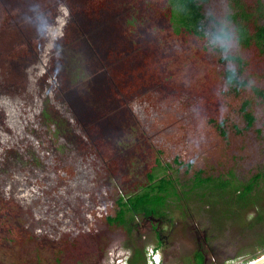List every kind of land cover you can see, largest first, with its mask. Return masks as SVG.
<instances>
[{"label": "trees", "instance_id": "obj_1", "mask_svg": "<svg viewBox=\"0 0 264 264\" xmlns=\"http://www.w3.org/2000/svg\"><path fill=\"white\" fill-rule=\"evenodd\" d=\"M59 1L64 5L63 15L66 18L70 16V20L89 38L92 25L110 24L112 30L115 29L108 36V41H105L109 49L96 47L89 39L95 51L99 55L100 51L102 52L100 58L107 68V73L102 75L107 77L106 83L110 81L109 89L105 86L98 92H102L109 101L116 96L119 107L132 112L135 109L149 113L154 111L152 108L160 111L164 105L159 102L168 101L172 105L176 104L190 120V123H179L177 131L169 138L173 151H169L163 144L159 145L157 155L153 156L154 162L145 173L147 183L142 185L141 190L128 197H120L109 210L96 207L85 217L88 234L93 233L96 237L95 245L99 246L100 243L97 234L100 224L110 231L121 230L128 240L125 247L131 250L128 264H148L145 248L138 246V241L132 239L140 220L153 217L171 223L174 217L170 209L181 208L183 205L180 202L194 199L203 204L202 207L208 208L212 222L211 228L204 230L202 234V240L209 248H201L195 254L196 264H203L206 255L212 257L214 241L224 240L227 234L234 235L235 232L237 240L232 244L233 255L237 254L238 257L249 254L246 262L264 256V0H230L229 7L234 11L243 35L241 54L237 58L239 72L235 76L226 73L224 62L210 54L213 64L208 66L206 75L203 73L205 81H200L201 89L197 90V76L192 77V91L176 85L179 76L183 74L184 66L178 62L176 68L177 62H168L167 59L171 60V56H164L162 45L152 46L145 58L131 57L134 51L129 49L128 44L137 38L134 34L136 27L133 25V22L137 23V19H134L130 12L131 9H141L143 12L149 11L152 16L151 12L158 13V4L166 2L169 11L170 7H173L174 14L179 18L181 27L178 32H181L182 36L191 37L201 46L202 11L209 0H153L154 5L147 4V0ZM41 9L36 8L37 12ZM61 21L65 19L58 14L48 23L51 37L55 36L50 39L52 48L58 47L57 43L60 41L57 40L59 28L56 29L52 25L59 26ZM109 43L113 45L111 48ZM200 46L196 53H193L194 61H201L197 64L200 66L196 67L199 71L206 63L204 52H208L206 47ZM15 54L16 52L14 58ZM38 56L44 57V53ZM24 58L30 59L31 56L24 55ZM118 65H121V68ZM41 66L39 67L42 70L39 72L43 76L38 73L41 78L34 79L49 85L50 100L56 102V98L61 97V94L65 96L70 90L67 84L71 83V78L60 75L58 71L56 73L44 58ZM113 67L119 70L115 71L116 77L109 75ZM46 72H49V75H46ZM26 73L33 79L31 72ZM78 76L81 77L80 70ZM3 85L0 84V172L7 160L18 151L22 150L24 153L31 144L35 147L41 145V141L32 136L35 132L32 123L36 119L29 112L33 107L32 102L19 95L16 98L10 96L3 91ZM210 89L215 92H210L209 95ZM174 90L177 91L173 93ZM97 99L100 100V97ZM209 104L221 105L216 113L206 114L207 108L210 109ZM39 107L42 105L39 104ZM88 134L91 137L97 135L91 128H88ZM208 139H216L224 145V150L220 145L217 147L221 152L219 157L213 154V164L206 163V157L197 158L203 148V142ZM253 141H259L262 145L260 155L256 158L258 164L253 170L243 172L241 164L246 165L247 160L254 158L247 155V148ZM105 144L107 143L101 139L94 140L81 156L85 161L82 166L88 168L86 164L92 165L93 163L87 162L88 157H92L101 161V175L109 173L118 176L119 167H115V170L110 165L111 162L118 161V154L113 148L105 150ZM210 156L212 155L207 158L210 159ZM162 157L167 159L165 165L161 162ZM244 160L246 161L243 162ZM202 162L205 167L198 165ZM114 164L119 166L120 162ZM237 166L241 168L236 169ZM174 167L185 168L190 177L182 181L179 177L168 174L167 170ZM79 172L71 165L64 166L62 161L56 175L50 180L31 178L26 169L11 172L8 180L0 183V225H3L6 216H23L22 212L26 210L30 220L40 224L32 234L40 238L62 241L61 249H77V252L82 253L77 245L72 246V236L76 235L74 231L80 228L77 217L82 212L78 191ZM91 183L93 184L92 181ZM34 200L39 201V206L32 211L26 209L25 207L29 206L27 204L33 203ZM15 202L26 205L18 206ZM68 202L74 205L67 207ZM75 210L79 211V215L75 214ZM242 215H247V220L243 219ZM234 226L239 228L238 231ZM10 231L12 235L18 233L15 229ZM16 235L21 242L23 237L20 233ZM39 243L53 246L46 241ZM226 251L229 255V250Z\"/></svg>", "mask_w": 264, "mask_h": 264}, {"label": "rangeland", "instance_id": "obj_2", "mask_svg": "<svg viewBox=\"0 0 264 264\" xmlns=\"http://www.w3.org/2000/svg\"><path fill=\"white\" fill-rule=\"evenodd\" d=\"M153 2V0H147V4L154 5ZM63 6L59 0H0V84H4L3 91L10 96L16 98L19 95L32 102L33 107L29 112L31 116L36 117L32 123L35 129L32 136H36V139L41 141L38 147L31 144L24 153L22 150L18 151L7 160L0 172V176H3L2 179L0 178V183L7 181L11 172L22 169H26L31 178L50 180L56 175L61 161L64 166L71 165L78 172L81 168L78 176V191L82 212L79 215V211L75 210V214L79 215L77 219L80 223L78 228H80L74 231L76 235L70 236L74 237L72 246L77 245L82 253L77 252V249H61L62 241L40 238L32 234L31 232L39 228L40 224L34 220L31 221L29 212L25 210L22 212L23 216H6L3 225H0L2 226L0 264H127L131 250L125 247L128 240L124 232L110 231L105 225L100 224L97 229L100 243L97 246L95 235L87 232L85 217L96 207L100 206L109 210L120 197H128L141 190L142 185L147 183L145 173L149 165L153 164V156L157 155L159 145L163 144L169 151H173L169 138L177 131L179 123H190V120L176 104L172 105L168 101L159 102L160 105H164L160 111L152 108L154 111L149 113L135 109L132 112L119 107L116 96L109 101L102 92H98L105 86L109 89L110 81L106 83L107 77L102 75L107 73V68L100 58L102 52L100 51L99 55L92 43L96 47L109 49L105 41H108V36L115 29L112 30L110 24L92 25L89 33L91 38H89L70 20V16L66 18L63 15L65 10ZM36 8L42 9L37 12ZM170 9L169 11L166 2H160L157 6L158 13L151 12L152 16L149 15V11L143 12L141 9L132 11L131 9L130 15L137 19V23L133 22L136 27L134 34L137 38L128 44L129 49L134 51L131 57L136 59L144 56L145 58L152 46L162 45L161 51L164 52V56H171V60L167 59L168 62H177L176 68H178V62L184 66L183 74L178 78L180 81L174 79L176 85L179 84L180 87L192 91L194 88L192 77L197 76L195 89L200 90L201 82L205 81L203 73L206 75L213 61L210 59V54L205 51L206 63L200 67L201 71L196 68L200 66L197 64L201 61L199 59L194 61L193 53L194 51L196 53L200 45L191 37L182 36L181 32H178V28L181 27L179 18L174 14V8L170 7ZM58 14L63 16L65 21H61L59 26L52 25L56 29L59 28L57 40H60L57 43L58 47L52 48L50 39L55 36L51 37L48 23ZM41 17L45 24L43 32L38 31L36 27ZM109 45L110 48L113 46L111 43ZM41 53H44V57L38 56ZM24 55H29L31 58L25 59ZM37 57L42 59L39 60ZM43 58L49 61L56 73L58 71L60 75L71 78V83L67 84L70 90L65 93V96L61 94V97L56 98V102L50 100L49 85L37 81L41 78L38 73L43 76L39 72L42 70ZM118 66L121 68V65ZM134 67L133 65L132 68ZM79 70L81 77L78 76ZM117 70L113 67L109 75L112 74L114 77L117 75L115 72ZM27 71L32 73L33 79L26 73ZM47 74L49 75V72H46ZM176 91L174 90L173 93ZM210 92L213 94L215 91L210 89L209 95ZM99 97L100 100L97 99ZM39 104L42 107H39ZM220 105L209 104L210 109L207 108L206 114L216 113ZM262 116L264 117V114ZM88 128H91L94 133L96 131L97 135L94 134L91 137L88 134ZM97 138L107 143L105 150L113 148L118 154L117 159L120 165L114 164L118 162L117 160L110 163L112 169L116 170L119 167L118 176L109 175V173L105 176L101 175V161L92 157L87 159V162L93 163L92 165L86 164L88 168L82 166L85 161L81 156ZM219 145L224 150V145L218 140H205L197 158L203 156L206 157V163H215L213 154L216 157L220 156L221 151L217 150ZM261 146L259 141L250 143L247 155L254 158L243 161H246V165L241 164L243 172L251 171L257 166L256 158L260 155ZM210 154L212 156L208 159L207 156ZM166 161L167 159L161 158L163 165ZM198 165L205 167L203 162ZM240 168L236 167V169ZM167 173L179 177L182 181L190 177V174H186L185 168L174 167L172 170L168 169ZM15 203L18 206L26 205ZM180 204L183 207L170 209L174 219L171 222V231L166 229L165 232L170 250H175L179 254L171 258L169 264H195V254L201 248H209V245L203 242L202 234L204 230L211 228V212L194 199L185 200ZM27 205L29 206L25 208L32 211L39 206V201L34 200ZM71 205L74 204L67 203V207ZM242 216L247 220V215ZM95 227L97 228V225ZM234 228L236 231L239 229L237 226ZM10 229L17 230L24 241L19 242L16 235L18 233L12 235ZM26 231L29 234H26ZM236 238L235 232L234 235L227 234L224 240L214 241L213 255L207 264H250L261 258L246 262L249 254L238 257H236L237 254L233 255L232 244L236 243L234 242ZM132 239L138 241L136 242L138 246L145 248L148 264H151L148 256L151 250H154L158 259H163L162 252L155 250L157 240L149 229L144 228L140 235L136 231ZM42 241L49 242L53 246L40 244L39 242ZM225 250H229L232 254L228 255Z\"/></svg>", "mask_w": 264, "mask_h": 264}, {"label": "clouds", "instance_id": "obj_3", "mask_svg": "<svg viewBox=\"0 0 264 264\" xmlns=\"http://www.w3.org/2000/svg\"><path fill=\"white\" fill-rule=\"evenodd\" d=\"M229 3L230 0H209L204 6L200 25L201 43L209 54L219 57L224 62L226 73L235 76L239 72L237 58L241 54L243 35ZM42 21L43 17L36 24L37 30L41 32L45 30ZM148 256L151 264H162V260L158 259L154 252H149Z\"/></svg>", "mask_w": 264, "mask_h": 264}, {"label": "flooded vegetation", "instance_id": "obj_4", "mask_svg": "<svg viewBox=\"0 0 264 264\" xmlns=\"http://www.w3.org/2000/svg\"><path fill=\"white\" fill-rule=\"evenodd\" d=\"M170 226L172 224L168 221H164L161 218H143V220L140 221V224L137 227V232L142 234V230L144 228L149 229L150 232L153 233L157 240V250H160L163 254L162 264H169V260L171 258L177 257L179 254L175 250H170L169 243L167 241V236L165 235V232L169 230L171 231ZM167 229V230H166ZM132 246V244H130ZM209 260V257L206 255L205 262L203 264H207ZM196 262V260L194 259ZM196 264V263H195Z\"/></svg>", "mask_w": 264, "mask_h": 264}, {"label": "water", "instance_id": "obj_5", "mask_svg": "<svg viewBox=\"0 0 264 264\" xmlns=\"http://www.w3.org/2000/svg\"><path fill=\"white\" fill-rule=\"evenodd\" d=\"M250 264H264V256H262L260 259L254 261Z\"/></svg>", "mask_w": 264, "mask_h": 264}, {"label": "built area", "instance_id": "obj_6", "mask_svg": "<svg viewBox=\"0 0 264 264\" xmlns=\"http://www.w3.org/2000/svg\"><path fill=\"white\" fill-rule=\"evenodd\" d=\"M150 252H151V253H153V252H154V250H151Z\"/></svg>", "mask_w": 264, "mask_h": 264}]
</instances>
